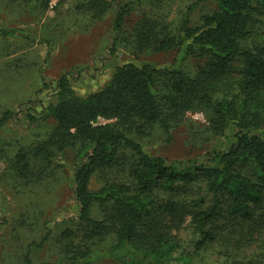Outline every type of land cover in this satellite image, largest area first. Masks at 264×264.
<instances>
[{
  "label": "rangeland",
  "instance_id": "374dc122",
  "mask_svg": "<svg viewBox=\"0 0 264 264\" xmlns=\"http://www.w3.org/2000/svg\"><path fill=\"white\" fill-rule=\"evenodd\" d=\"M195 1L52 0L43 9L26 0H0V29H21L27 36L0 35V121L6 112L13 115L0 125V264H22L27 252L33 264H127L130 260L154 264L158 252L171 244L175 251L166 264H185L183 257L188 258L185 255L189 252L194 264H264V202L253 208L250 219L229 218L226 210L230 201L206 193L204 180L192 172L174 192H155L147 197L149 215L138 224L136 240L116 247L122 219L111 206L91 207L89 216L106 226V233H92L91 227L77 220L73 184L74 173L92 144L76 136L62 143L59 122L48 114L49 108L60 103L85 100L98 93L115 69L126 63L180 69L191 78L209 70L205 56L185 55L181 44L184 24L199 27L205 16L217 11L213 0L193 6ZM125 5L130 11L117 36L114 20ZM259 20L263 24H255V31L264 38V15ZM259 44L260 38L255 36L247 42L248 47ZM240 74L241 66L236 63L217 82H210L211 77L209 82H200V89L212 93L214 101H232L239 97L236 81ZM63 75H67L71 90L64 95L57 86ZM164 81L169 83L161 77L154 90L169 131L159 123L138 122L139 131L127 134L151 156L162 157L175 167L183 164L190 168L191 162L206 163L209 153L226 151L239 130L249 131L239 128L233 112L214 113L202 104L174 111L160 99L163 92L170 91L163 86ZM108 124L124 131L115 119H105L101 125ZM250 133L264 139V119ZM41 151L50 154L51 160ZM110 152L114 160L100 163L89 180V191L97 192L109 183L125 184L133 190L130 171L136 166L134 154L124 146ZM243 172L257 184L251 170ZM199 198L203 203L196 206ZM170 200L179 207V218L162 211ZM215 201L220 203L221 213L205 226L207 236L195 232L193 216ZM199 237L206 241L195 252ZM87 250L91 255L85 259L80 254ZM108 251L123 257L97 256Z\"/></svg>",
  "mask_w": 264,
  "mask_h": 264
},
{
  "label": "trees",
  "instance_id": "16d2710c",
  "mask_svg": "<svg viewBox=\"0 0 264 264\" xmlns=\"http://www.w3.org/2000/svg\"><path fill=\"white\" fill-rule=\"evenodd\" d=\"M26 1L46 9L52 0ZM203 1L206 0H196L193 6ZM213 1L217 11L205 16L199 27L189 28L184 24L181 28L184 54L205 56L210 62L209 70L213 71L205 70L201 76L191 78L180 69L163 70L149 64L126 63L115 69L112 79L98 93L85 100L65 101L48 109V114L59 122L63 133L62 143L76 136L92 144L90 152L84 154L82 164L74 173L77 220L91 227L92 233L102 235L106 233V226L103 221L89 216L90 209L94 204L111 206L113 212L116 211L115 214L122 219L116 234V247L138 238L137 226L144 223L149 215L147 197L155 192H174L178 183L189 179L191 172L204 180L206 193L214 198L223 196L230 201L226 210L229 218L250 219L253 208L264 202V139L258 134L250 133L264 119V38L255 31V24H263L259 16L264 15V0ZM129 11V5H125L116 14L114 31L117 36L122 31ZM21 34L27 37L21 29H0L1 36ZM252 36L260 38V44L248 47L247 42ZM236 63L241 66L240 78L236 81L238 98L232 101H214L212 93L207 89H200V82H209V77L210 82H217L224 71ZM161 77L168 80L169 83L164 81L163 86L170 91L163 92L160 99L174 111L183 106L187 108L202 104L214 113L233 112L231 116L235 123H239V128H247L249 131L239 130L235 134V142L226 151L209 153L206 155V163L191 162L190 168L183 164L175 167L162 157L151 156L127 134L139 131L140 126H136L138 122L141 125L159 123L163 130L169 131L168 120L161 114L154 90ZM57 86L62 95L71 92L67 75L58 80ZM98 117L117 120L124 131H117L110 124L93 125ZM12 118L11 112L4 113L0 125ZM28 119L35 121L31 116ZM118 146L129 149L136 158V166L130 171L134 189L125 184L109 183L97 192L89 191L90 178L101 162L111 163L114 160L110 149ZM59 151L62 152L63 148L59 147ZM40 154L51 160L50 154L44 151ZM245 168L254 173L257 184L243 172ZM201 203L203 198L194 202L196 206ZM220 207V203L215 201L205 211L195 214V232L206 235L204 228L221 213ZM162 211L173 219L181 216L179 207L172 200L162 207ZM205 241L203 237L196 239L195 252L203 247ZM174 251L173 244L161 249L154 264H166ZM90 255L88 250L80 254L85 259ZM191 255L189 252L185 255L188 258L183 257L185 264H194ZM97 256L115 260L123 257L111 254L110 251L98 253ZM22 264H33L29 252ZM127 264L142 263L130 260Z\"/></svg>",
  "mask_w": 264,
  "mask_h": 264
},
{
  "label": "built area",
  "instance_id": "2783aa9c",
  "mask_svg": "<svg viewBox=\"0 0 264 264\" xmlns=\"http://www.w3.org/2000/svg\"><path fill=\"white\" fill-rule=\"evenodd\" d=\"M104 123H105V119L98 117L96 124H93V125H97V124L101 125V124H104Z\"/></svg>",
  "mask_w": 264,
  "mask_h": 264
}]
</instances>
